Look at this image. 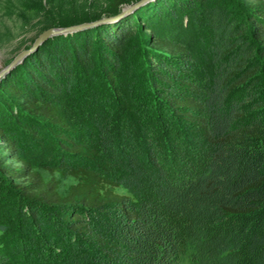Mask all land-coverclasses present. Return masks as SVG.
<instances>
[{"label":"trees","instance_id":"trees-1","mask_svg":"<svg viewBox=\"0 0 264 264\" xmlns=\"http://www.w3.org/2000/svg\"><path fill=\"white\" fill-rule=\"evenodd\" d=\"M2 147L0 264H264V0H149L47 39L0 80Z\"/></svg>","mask_w":264,"mask_h":264},{"label":"rangeland","instance_id":"rangeland-1","mask_svg":"<svg viewBox=\"0 0 264 264\" xmlns=\"http://www.w3.org/2000/svg\"><path fill=\"white\" fill-rule=\"evenodd\" d=\"M259 1L260 0H227V3L247 10L259 4ZM108 6L109 0H0V69L7 65L19 51L29 48L34 39L43 30L49 27H63L60 26V23L74 18L75 16L73 15L75 14L76 16H79L78 13L81 14V16L89 14L91 20L85 22L98 21L89 27L98 26L102 23L115 22L119 18L99 22V20L104 19V17H109L105 13ZM83 8L86 15L81 11ZM76 11L77 13H74ZM76 31L78 30L68 33ZM68 33L60 35H67ZM149 33L148 31L146 32V34ZM39 46L26 55L18 64H21L25 58L37 50ZM126 80L127 79H125V83H127ZM62 109L69 120L75 125L84 120L83 114L86 113V110L84 111L79 104L67 101L63 104ZM83 122L84 128L90 127L88 121ZM0 152H5V148L2 147ZM27 157L40 169H43V166L48 162H58L60 158L56 148L51 145H46L39 150H32L27 153ZM8 163L20 164L12 159H10ZM44 173L48 174L46 171H44ZM61 177L63 178V176ZM117 189L123 193H128L122 186L117 187ZM174 264H189V261L186 256H183Z\"/></svg>","mask_w":264,"mask_h":264},{"label":"water","instance_id":"water-1","mask_svg":"<svg viewBox=\"0 0 264 264\" xmlns=\"http://www.w3.org/2000/svg\"><path fill=\"white\" fill-rule=\"evenodd\" d=\"M146 1L149 0H138L135 3H132L130 5H126L122 11L115 15V16H109V17H104V19L99 20L100 21H110V20H115L122 15L134 10L138 6L142 5ZM98 21H93V22H81L78 24H73V25H68V26H63V27H49L45 30H43L33 41L32 45L29 48L22 49L19 51L14 58L7 64L5 65L2 69H0V80L3 76L6 75L7 72H9L15 65H17L26 55H28L31 51H33L37 46L42 44L44 41H46L48 38L60 34H66L71 31L83 29L86 27H89L90 25L97 23Z\"/></svg>","mask_w":264,"mask_h":264},{"label":"clouds","instance_id":"clouds-1","mask_svg":"<svg viewBox=\"0 0 264 264\" xmlns=\"http://www.w3.org/2000/svg\"><path fill=\"white\" fill-rule=\"evenodd\" d=\"M52 176H54V178L60 181L62 190L68 187L76 186L80 183L79 178L72 174H69L66 177L62 178L60 170H56L54 173H52ZM116 191L119 194H123V192H121L119 189H117ZM103 194H104L103 189H101V195Z\"/></svg>","mask_w":264,"mask_h":264}]
</instances>
